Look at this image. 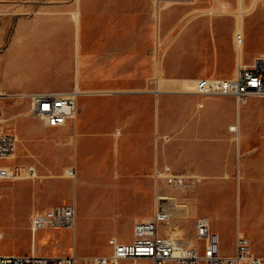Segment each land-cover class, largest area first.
I'll return each instance as SVG.
<instances>
[{
	"label": "rangeland",
	"instance_id": "1",
	"mask_svg": "<svg viewBox=\"0 0 264 264\" xmlns=\"http://www.w3.org/2000/svg\"><path fill=\"white\" fill-rule=\"evenodd\" d=\"M224 1L232 6L231 16L214 22L209 18L201 19L194 30L195 23L189 24V19L215 5L214 0H0L4 45L12 41L6 52L0 53V81L8 75L15 83L25 80L24 89L74 88L78 71L76 48L80 38L83 89H87L88 79L96 88L127 89L138 85L159 91L167 89L173 95H190L182 91L184 85L194 89L190 80L215 78V67L228 62L234 64L226 65L227 70L237 69L234 34L240 5L239 0ZM253 1L243 0L244 9H249ZM167 3L174 7L167 8ZM77 10L81 19L80 36L73 19ZM61 26L69 29L59 42L60 52L71 55V68L61 66L52 58L43 59L55 43L48 36ZM244 28L246 63L256 55H264V0L259 1L253 13L244 16ZM27 30L18 42L14 41ZM2 49L0 45V51ZM41 72L52 79L29 82L30 77ZM165 78H173L168 80L173 85L165 87ZM253 100L256 105L246 116L264 117V98ZM0 111L5 131L20 137L16 158L5 160L3 164L17 168L34 166L38 174L35 179L0 182L1 255L29 253L36 242L34 247L38 254H75L86 264L95 256L111 253V238L132 241L133 225L141 216L139 211L147 209L145 214L153 218L158 194L172 197L163 203V208L172 213L170 224L161 225L160 231L164 233L166 228H173L171 235H178L189 243L194 239L196 219L205 216L221 237L222 253H234L241 207L237 190L222 191L226 205L219 209L210 185L205 187L203 182L174 191L164 184L154 186L151 181L147 183L148 188L140 191L136 203L126 189L115 185L124 187L122 181L113 179L114 167L110 169L107 182L88 169L82 176L83 183L66 175L74 168L70 159L74 143L69 126L46 127L30 114L29 100L17 94L1 99ZM165 135L173 138L171 133ZM48 170L58 177L45 178L51 175ZM70 201L76 203L77 208L74 229L45 227L32 235L30 216L34 209L44 211L47 204H70ZM243 229L251 231L244 221ZM258 251L261 253L254 250L257 255H264V247ZM136 264L152 262L139 260Z\"/></svg>",
	"mask_w": 264,
	"mask_h": 264
},
{
	"label": "crops",
	"instance_id": "2",
	"mask_svg": "<svg viewBox=\"0 0 264 264\" xmlns=\"http://www.w3.org/2000/svg\"><path fill=\"white\" fill-rule=\"evenodd\" d=\"M205 18L214 22L221 17H203L189 24L195 23L192 28L195 30L201 19ZM77 28L80 36L81 19ZM4 29L5 26H0V45H3L0 53H5L12 42L4 45ZM68 30L61 26L48 36L55 43L50 46L48 54L44 55V60L52 58L65 68L72 67L70 53L63 55L60 52V42ZM28 31L16 36L14 41L18 42ZM80 46L79 38L76 48L78 71L74 88H79L82 93L78 98V113L66 125L71 130V142L74 143L70 157L75 170L74 180L79 179L83 183L82 176L88 169L98 174L97 178L107 182L110 169L114 167L113 179L122 181L124 187L115 185L126 189L136 202L140 191L148 188L147 183L152 181L156 185L154 172L157 167L168 164L177 173L199 175L205 187L210 185L219 209L226 205L222 191L237 190L241 207L236 235L238 232L244 233L251 240L253 251L261 253L258 248L264 247V117L246 116L256 105L254 98L239 104L231 97H201L194 93L173 95L167 89L158 92L157 89L139 88L138 85L127 89L96 88L88 79L87 89H83L80 80ZM241 55L244 62L243 52ZM257 58H264V55H256L244 63L252 65ZM6 59L4 56L3 60ZM230 63L234 64L228 62L215 67L213 76L234 77L237 69H226ZM47 78L41 72L30 77L29 82H41ZM168 80L174 79L165 78V87L173 85ZM26 83L25 80L15 83L9 80L8 75L5 76L0 81V93L7 96L0 100L18 93L68 90H64L66 87H62L63 90L54 87L24 89ZM233 126L237 127V131L231 129ZM165 133L173 134V138ZM37 177L38 174L34 178L22 180ZM73 204L76 206V203ZM55 205L47 204L45 210ZM37 211L40 209H34L33 213ZM146 211L141 209V216L135 221L152 219L145 214ZM243 221L251 231L243 229Z\"/></svg>",
	"mask_w": 264,
	"mask_h": 264
},
{
	"label": "built area",
	"instance_id": "3",
	"mask_svg": "<svg viewBox=\"0 0 264 264\" xmlns=\"http://www.w3.org/2000/svg\"><path fill=\"white\" fill-rule=\"evenodd\" d=\"M244 34L236 31L234 42L238 54L237 72L230 78H201L193 81L194 94L201 97H231L245 104L249 98H264V58H257L252 65H246L238 51L237 36ZM241 59H240V58ZM80 93L75 88L66 91L33 92L18 94L30 102V114L40 119L46 127H65L78 113ZM7 95L0 93V98ZM3 116L0 111V182L8 181L9 176L34 178L37 171L34 166L17 168L3 164L12 160L17 150V137L2 127ZM237 131V127H231ZM74 179L75 170L67 171ZM156 186L164 184L174 191L192 188L202 181L199 175H184L175 172L171 165L157 167L154 172ZM1 196V190H0ZM159 200L154 216L150 220L134 223L133 239L122 242L113 237L109 240L111 253L95 256L86 264H136L139 260H149L152 264H264V255H257L252 249L251 240L242 232L236 235V247L233 254L222 253V242L218 232L214 231L209 219L200 216L196 219L192 243H186L180 236L171 235L172 228L163 233L161 225H169L172 213L163 208L168 195L158 194ZM77 223L75 204H58L45 211L34 212L30 216V230L33 236L45 227L74 229ZM3 234L0 232V239ZM0 264H82L75 255L38 254L33 245L29 253L1 255Z\"/></svg>",
	"mask_w": 264,
	"mask_h": 264
},
{
	"label": "bare ground",
	"instance_id": "4",
	"mask_svg": "<svg viewBox=\"0 0 264 264\" xmlns=\"http://www.w3.org/2000/svg\"><path fill=\"white\" fill-rule=\"evenodd\" d=\"M214 1L216 3L215 5L212 4L207 10L195 14L193 17H191L189 19V22L190 21H198L200 18H203V17L214 18V17H217V16H220V17H222V16H226V17L231 16V14H232V6H231L230 3H227L224 0H214ZM259 1L260 0H254L253 3H252V5H251V7L249 9H244V7H243V0H239L240 7L238 8L239 9V11L237 13L238 14V18H237V22H236L237 23V26H236L237 31L242 32V33L244 32V29H245L244 28V16L246 14L253 13L256 10ZM172 5H173L172 3H167L166 7L169 8ZM73 19L75 21L76 29H77V33H78L77 26H78L79 21H80V14H79L78 10L73 13ZM237 43H238V51H241V54H242L243 49H244V43H245V36H244V34H240L239 36H237ZM190 81H194V80H190ZM76 89L78 90L79 93L80 92L82 93V91L79 88L76 87ZM157 91L158 92H163V91H159V90H157ZM182 91L185 92V93H192L193 92V89H191L190 87H186L184 85V89H182ZM237 101L239 103V100H237ZM7 119L5 118V120H7ZM18 140H20V137L19 136H17V141ZM14 158H16V154L13 155V159ZM49 173L51 174L50 177L47 176L45 178L54 179V178H57L58 177V176L53 175V173H51L50 171H49ZM64 178H65V175H64ZM14 179L15 180H19V179L22 180V179H24V177H16V176H9L8 177V180H14ZM177 207L180 208V207H183V205H178ZM172 229L170 231H172ZM190 243H192V241H190ZM32 245L36 246V242H34Z\"/></svg>",
	"mask_w": 264,
	"mask_h": 264
}]
</instances>
